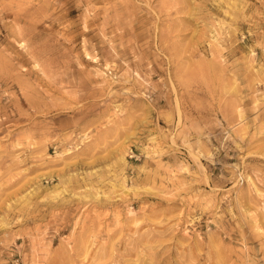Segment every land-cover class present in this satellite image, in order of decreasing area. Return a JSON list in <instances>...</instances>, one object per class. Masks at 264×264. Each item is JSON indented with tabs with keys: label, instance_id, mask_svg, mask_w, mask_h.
<instances>
[{
	"label": "rangeland",
	"instance_id": "1",
	"mask_svg": "<svg viewBox=\"0 0 264 264\" xmlns=\"http://www.w3.org/2000/svg\"><path fill=\"white\" fill-rule=\"evenodd\" d=\"M0 264H264V0H0Z\"/></svg>",
	"mask_w": 264,
	"mask_h": 264
}]
</instances>
